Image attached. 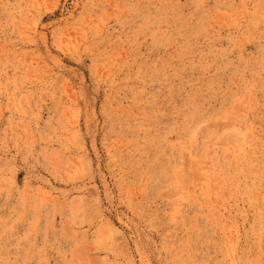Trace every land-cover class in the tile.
Returning <instances> with one entry per match:
<instances>
[{"label": "rangeland", "instance_id": "obj_1", "mask_svg": "<svg viewBox=\"0 0 264 264\" xmlns=\"http://www.w3.org/2000/svg\"><path fill=\"white\" fill-rule=\"evenodd\" d=\"M261 13L0 0V264H264Z\"/></svg>", "mask_w": 264, "mask_h": 264}, {"label": "bare ground", "instance_id": "obj_2", "mask_svg": "<svg viewBox=\"0 0 264 264\" xmlns=\"http://www.w3.org/2000/svg\"><path fill=\"white\" fill-rule=\"evenodd\" d=\"M262 2H263V0H262ZM260 3H261V1L259 2V4H260ZM167 4H168V3H167ZM262 4H263V3H261V5H262ZM261 5H260V6H261ZM251 7H252V6H251ZM258 8H261V7H258ZM245 10H246V9H245ZM252 10H253V9H252ZM260 11H261V9H260ZM257 12H259V10H258ZM228 13H229V12H228ZM210 14H211V13H210ZM235 14H236V13H235ZM259 14H260V13H259ZM261 15H262V13H261ZM218 16H219V14H218ZM262 16H264V15H262ZM219 17H220V16H219ZM253 17H254V16H253ZM236 18H237V17H236ZM261 18H262V17H261ZM218 19H219V18H218ZM226 19H227V18H226ZM237 19H238V18H237ZM253 19H254V18H253ZM255 19H256V18H255ZM254 21H255V20H254ZM219 22L221 23L220 20L218 21V23H219ZM229 23H230V22H229ZM231 23H232V22H231ZM227 26H228V25H227ZM225 27H226V26H225ZM261 28H262V27H261ZM256 29H257V27H256ZM241 38H242V37H241ZM242 39H243V38H242ZM242 39H241V40H242ZM167 41H168V40H167ZM235 42H236V41H235ZM235 44H236V43H235ZM171 51H173V50H171ZM256 74H258V73H256ZM256 79H257V78H256ZM257 80H258V79H257ZM247 89H248V88H247ZM249 91H250V90H249ZM250 94H253V93H251V91H250ZM193 96H194V95H193ZM246 98H247V96H246ZM245 100H246V99H245ZM250 101H251V100H250ZM238 103H240V102H238ZM238 103H237V104H238ZM247 103H248V102H247ZM250 103H251V102H250ZM240 104H242V103H240ZM245 104H246V102H245ZM234 106H236V105L234 104ZM240 106H241V105L238 104V108H239ZM246 106H247V105H246ZM252 107H254V106H252ZM233 108H236V107H233ZM242 108H243V107H242ZM244 108H245V107H244ZM250 108H251V107H250ZM250 110H251V109H250ZM243 111H245V110H243ZM132 112H133V111H132ZM233 112H237V110L234 111V109H233ZM238 112H239V111H238ZM238 112H237V114H238ZM231 113H232V112H231ZM227 115H228V112H227V114H226V120H229V119H227ZM244 116H245V115H244ZM134 117H135V116H134ZM139 117H140V116H139ZM241 117H242V116H241ZM229 118H230V116H229ZM233 119H235V118H233ZM241 119H242V118H241ZM231 121H232V120H231ZM216 122H217V123H215V124H216V126H217L218 123H219L220 121H219V120H216ZM226 122H227V121H226ZM228 122H229V121H228ZM228 122L225 123V124H227V126L229 127V126H230V125H229L230 123L228 124ZM221 123H222V122H221ZM210 124H211V123H210ZM219 124H220V123H219ZM222 124H223V123H222ZM202 125H203V124H202ZM202 125H201V126H202ZM212 125H214V124H212ZM201 126H198V130L200 129L199 127H201ZM206 126H207V125H206ZM210 126H211V125H210ZM210 126H209V127H210ZM218 126H223V125H218ZM218 126H217V127H218ZM225 126H226V125H225ZM227 126H226V128H227ZM211 128H213V126H211ZM214 128H215V126H214ZM218 128H220V127H218ZM218 128H217V129H218ZM222 128H224V126H223ZM220 129H221V128H220ZM220 129H219V130H220ZM249 129H250V128H249ZM198 130H197V131H198ZM203 130H204V129H203ZM229 130H230V129H229ZM234 131H235V130H234ZM195 132H196V131H195ZM217 132H218V131H217ZM197 133H198V132H197ZM213 133H214V132H213ZM229 133H230V132H229ZM200 134H201V133H200ZM200 134H199V135H200ZM251 134H252V133H251ZM225 135H226V134H225ZM228 135H230V137H231V135H232V130H231V133L228 134ZM235 135H237V134H235ZM235 135H232V136L234 137ZM245 136H246V135H245ZM247 136H248V134H247ZM227 137H229V136H227ZM230 137L228 138L229 140H230ZM239 137L241 138V135H240ZM225 138H226V137H225ZM231 138H232V137H231ZM221 139L223 140V137H222ZM191 140H192V138H191ZM210 140H211V139H210ZM222 140H220V141H222ZM229 140H227V141H229ZM231 140H233V139H231ZM242 140H243V139H242ZM131 141H132V140H131ZM220 141L218 142V145L220 144ZM223 141H224V140H223ZM223 141H222L221 143H223ZM233 141H234V140H233ZM233 141H232V142H233ZM236 141H237V138H236ZM238 141H240V145H241V139H240V140L238 139ZM238 141H237V143H239ZM211 142H212V141H211ZM211 142H210V143H211ZM232 142L229 141V143H232ZM204 143H205V142H204ZM206 143H207V142H206ZM194 144H195V143H194ZM242 144H243V143H242ZM214 145H216V144L214 143ZM220 145H221V144H220ZM223 145H227V144H223ZM238 145H239V144H238ZM247 145H248V143H247ZM208 146H210V144H209ZM221 146H222V145H221ZM243 147H244V145H243ZM210 148H211V146H210ZM250 148H252V147H250ZM231 150H232V149H231ZM183 152H184V151H183ZM183 152H182V154H183ZM247 153H248V152H247ZM260 153H261V152H260ZM207 154H208V153H207ZM212 154H213V153H212ZM219 154H220V153H219ZM242 154H243V153H242ZM110 155H111V153H110ZM185 155H186V154H185ZM208 155H209V154H208ZM187 156H188V154H187ZM209 156H210V155H209ZM226 156H227V155H226ZM226 156H225V157H226ZM228 156H229V155H228ZM232 156H233V155H232ZM184 157H185V156H184ZM212 157H213V155H212ZM243 157H244V156H243ZM121 158H122V157H121ZM238 158H239V157H238ZM136 159H137V158H136ZM184 160H185V159H184ZM188 160H189V158L187 157V160H185V162H187ZM211 160H212V159H211ZM245 160H246V159H245ZM192 161H193V160H192ZM235 161H236V160H235ZM195 162H196V161H194V163H195ZM198 162H199V161H198ZM194 163L192 162L193 166H194ZM183 164H184V163H183ZM187 164H188V163H187ZM187 164H186V166H187ZM201 164H202V163H201ZM190 165H191V164H190ZM196 165H197V166H195L196 168L199 167L198 164H196ZM233 165H234V164H233ZM190 167L192 168V166H190ZM214 167H215V166H214ZM185 168H186V167H185ZM185 168H184V169H185ZM196 168H194V169H195V170L199 169V168H197V169H196ZM200 168H202V167H200ZM205 168H207V167H205ZM205 168H203L202 170H204ZM186 169H187V168H186ZM189 170H190V169H189ZM210 170H211V169H210ZM187 171H188V170H186L185 172H187ZM191 171H192V173H193V168H192ZM197 171H198V170H197ZM183 172H184V171L182 170V173H183ZM185 172H184V174H186V175H185L186 177H185V180L182 178L183 180H182V182L180 183V184H182V185H181V186L179 185L180 188L183 186V183H184L185 181H187L186 178L190 179V177H188L189 174L187 175V173H185ZM194 172H195V171H194ZM225 172H226V171H225ZM237 172H238V171H237ZM175 173H176V172H175ZM178 173H179V172H177L176 175H177ZM182 173H181V175H180L181 177H183V174H182ZM197 173H199V171H198ZM206 173H207V172H206ZM193 174H196V173H193ZM199 174L201 175V173H199ZM190 176H194V175L191 174ZM204 176H205V173H204ZM224 176H225V175H224ZM194 177H195V176H194ZM208 177H209V176H208ZM192 178H193V177H191V179H192ZM197 178H198V179H197ZM204 178H205V177H204ZM179 179H180V178H179ZM194 179L198 181V180H199V177L197 176L196 178H193V180H194ZM200 179H202V178L200 177ZM209 179H210V178H209ZM221 179H222V178H221ZM211 180L213 181L212 178H211ZM179 181H180V180H179ZM189 181H190V180H188V182H189ZM197 181H196V182H197ZM200 181H201V180H200ZM203 181H204V180H203ZM218 181H219V180H218ZM198 182H199V181H198ZM147 183H148V182H147ZM185 183H186V182H185ZM192 183H193V182H192ZM219 183H220V182H219ZM188 184H190V183H187V185H188ZM193 184H194V183H193ZM205 184H206V183H205ZM249 184H250V183H249ZM172 185H173V184H172ZM231 185H232V184H231ZM140 186H141V185H140ZM206 186H207V185H206ZM206 186L204 185V189H205ZM212 186H213V188H214L216 185H215V186L212 185ZM184 187L186 188V186H184ZM189 187H190V186H189ZM202 187H203V186H202ZM210 187H211V186H210ZM210 187H208V188H210ZM178 188H179V187H178ZM182 188H183V187H182ZM193 188H194V187H193ZM213 188H210V191H212ZM236 188H237V187H236ZM183 189H184V188H183ZM190 189H192V187H191ZM169 190H170V189H169ZM207 190H208V189H207ZM167 192H168V191H167ZM172 192H173V191H172ZM178 192H179V190H178ZM190 192H191V190H190ZM205 192H207V191H205ZM242 192H243V191H242ZM192 193H193V192H192ZM88 194H89V193H88ZM163 194H164V193H163ZM166 194H167V193H166ZM175 194H177L176 191H175V193H173V195L175 196ZM206 194H208V193H206ZM206 194H205V195H206ZM211 194H212V193H211ZM224 194H225V193H224ZM247 194H248V193H247ZM169 195H171V194H169ZM197 195H198V194H197ZM236 195H238V194H236ZM128 196H130V195H128ZM165 196H166V195H165ZM206 196H208V195H206ZM206 196H205V197H206ZM178 197H179V196H178ZM263 197H264V196H263ZM175 198H176V197H175ZM184 198H185V197H184ZM206 198H207V197H206ZM206 198H204V199L206 200ZM234 198H235V197H234ZM239 198H240V197H239ZM228 199H229V198H228ZM78 200H79V199H78ZM178 200H180V199H178ZM207 200L210 201L209 198H208ZM207 200H206V201H207ZM220 200H221V199H220ZM86 201H87V200H86ZM185 201H186V200H185ZM190 201H191V200H190ZM217 201H219V200H217ZM254 201H255V200H254ZM83 202H84V201H83ZM87 202H88V201H87ZM208 203H209V202H208ZM216 203H218V202H216ZM255 203H256V202H255ZM79 204H80V203H79ZM134 205H135V204H134ZM204 206H205V205H204ZM213 206H214V204H213ZM82 207H83V205H82ZM84 207H85V205H84ZM74 208H75V207H74ZM77 208H78V207H77ZM176 208L178 209V207H176ZM87 211H88V209H87ZM230 211H231V210H230ZM73 212H74V211H73ZM235 212H236V211H235ZM238 213H239V212H238ZM231 214H232V213H231ZM231 214H230V215H231ZM234 216H235V215H234ZM85 218H86V217H85ZM239 218H240V217H239ZM208 221H209V220H208ZM169 222H170V221H169ZM207 224H208V223H207ZM110 229H111V228H110ZM191 229H192V228H191ZM224 230H225V229H224ZM224 230H222V231H224ZM118 232H119V231L116 232V230H112V233H113V234L118 233ZM228 232H229V231H228ZM109 233H110V232H108L107 235H109V237H110V234H109ZM119 233H120V232H119ZM226 234H227V233H226ZM260 234H261V233H260ZM263 234H264V233H263ZM101 236H103V235H101ZM112 236H113V235H111V237H112ZM199 236H200V235H199ZM113 237H114V236H113ZM117 237H118V236H116V239H115V240H117ZM98 238H99V237H98ZM100 239H102V238H100ZM111 239H112V238H111ZM122 239H123V238H122ZM122 239H120V240H122ZM228 239H229V238H228ZM105 240H106V239H105ZM105 240H103V241H105ZM113 240H114V239H113ZM261 240H262V239H261ZM99 241H100V240H99ZM107 241H108V240H107ZM111 241H112V240H111ZM117 241H118V240H117ZM242 241H243V240H242ZM101 243L103 244L104 242H101ZM105 243H106V242H105ZM198 243H199V242H198ZM102 244H100V245H102ZM103 246H104V245H103ZM235 246H236V245H235ZM260 246H262V245H260ZM91 247H92V246H91ZM101 247H102V246H101ZM94 248H95V247H94ZM91 250H92V249H91ZM83 251H84L85 253H86V251L88 252V250H86V248H84ZM83 251H81V253L79 252L80 255H82V252H83ZM72 256H73V255H72ZM84 256H85V255H84ZM78 257H79V256H78ZM91 257H92V256H91ZM94 257H96V256H94ZM94 257H93V258H94ZM89 258H90V257H89ZM89 258H88V259H89ZM80 259H81V258H80ZM80 259H79V260H80ZM94 259H95V258H94ZM73 260H74V259H73ZM82 260H83V259H82ZM96 260H98V259L96 258ZM83 261L85 262V260H83ZM83 261H82V262H83ZM92 261H93V260H92ZM98 261H99V260H98ZM89 262L91 263V259L89 260ZM93 263H94V262H93ZM93 263H92V264H93ZM95 263H97V262H95ZM83 264H86V263H83ZM98 264H100V262H99Z\"/></svg>", "mask_w": 264, "mask_h": 264}]
</instances>
